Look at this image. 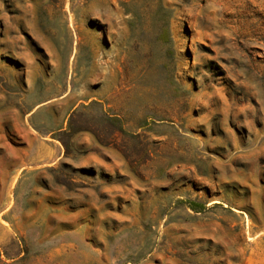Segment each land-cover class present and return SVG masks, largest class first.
<instances>
[{
  "label": "rangeland",
  "instance_id": "obj_1",
  "mask_svg": "<svg viewBox=\"0 0 264 264\" xmlns=\"http://www.w3.org/2000/svg\"><path fill=\"white\" fill-rule=\"evenodd\" d=\"M0 264H264V0H0Z\"/></svg>",
  "mask_w": 264,
  "mask_h": 264
},
{
  "label": "crops",
  "instance_id": "obj_2",
  "mask_svg": "<svg viewBox=\"0 0 264 264\" xmlns=\"http://www.w3.org/2000/svg\"><path fill=\"white\" fill-rule=\"evenodd\" d=\"M25 174H26V173H25V172H23V173H22V176L24 177V176H25ZM13 178H14V182H13V183H15V184H16V183L18 182V173H17V172H16V174L13 176ZM21 182H22V181H21Z\"/></svg>",
  "mask_w": 264,
  "mask_h": 264
}]
</instances>
